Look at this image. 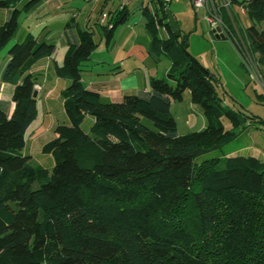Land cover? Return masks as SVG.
I'll return each instance as SVG.
<instances>
[{
    "label": "trees",
    "instance_id": "1",
    "mask_svg": "<svg viewBox=\"0 0 264 264\" xmlns=\"http://www.w3.org/2000/svg\"><path fill=\"white\" fill-rule=\"evenodd\" d=\"M43 2L0 0L8 10L0 23V51L8 55L1 78L13 84L11 111L0 101V264H264V158L204 155L255 116L222 105L218 77L187 52L186 35L169 27L170 1L151 10L118 6L88 27L74 16L65 21V50L54 72L68 81L61 91L67 120L55 123L42 147L52 167L29 161L24 133L37 115L32 92L40 81L31 68L56 46L44 28L40 38L21 29L18 17ZM230 4L245 13L247 46L264 63V0ZM136 10L145 15L148 55L157 64L163 53L169 66L148 78L147 91L113 102L86 89L81 72ZM224 20L229 24L226 14ZM225 29L243 56L239 39ZM186 91L206 126L178 134L170 105Z\"/></svg>",
    "mask_w": 264,
    "mask_h": 264
},
{
    "label": "crops",
    "instance_id": "2",
    "mask_svg": "<svg viewBox=\"0 0 264 264\" xmlns=\"http://www.w3.org/2000/svg\"><path fill=\"white\" fill-rule=\"evenodd\" d=\"M120 0H44L42 5L33 12L26 13L27 24L20 28L30 32L33 36L42 34L41 30L48 31L47 41L55 44L57 50H65L63 25L65 21L74 16L81 27L91 25V18L97 11H112L119 6ZM129 8L139 7L138 3H131ZM134 12V11H133ZM135 12H138L136 10ZM106 14V13H104ZM8 16V10L0 8V23ZM86 19L89 22L84 23ZM29 20V23H28ZM102 20V19H101ZM99 23H102L101 21ZM148 39L144 29V19L138 22L127 21L116 27L113 32L111 46L106 47L101 41L92 51L85 69L81 72V82L88 90L97 91L103 98L118 102L124 94H137L148 90V78L166 73L169 63L160 70L159 63H155L147 52ZM63 53V52H62ZM8 59L7 53L0 56V101L9 103V111L13 108L11 94L13 84L1 78L3 66ZM62 55L45 57L37 60L31 71L40 73V90L36 95V118L30 123L24 133L23 152L29 155L32 164L47 169L52 167L53 161L50 153L42 150L43 145L54 137L53 127L57 121H66L63 109L61 91L68 83L65 78L54 72V62L59 64ZM264 78V63H259ZM189 127L198 123L203 126L206 120L201 111L190 101L189 92L183 94ZM173 102H171L172 105ZM170 105V106H171ZM171 112V111H170ZM173 116V114H172ZM176 121L177 119L173 116ZM89 118L86 117V123ZM252 125H248L250 127ZM247 127V129H248ZM244 129L235 138L238 140L225 150L227 155L239 151L246 154L264 158V145L251 138V133L264 137L260 127ZM179 134V132L177 131ZM239 138V139H238Z\"/></svg>",
    "mask_w": 264,
    "mask_h": 264
},
{
    "label": "rangeland",
    "instance_id": "3",
    "mask_svg": "<svg viewBox=\"0 0 264 264\" xmlns=\"http://www.w3.org/2000/svg\"><path fill=\"white\" fill-rule=\"evenodd\" d=\"M218 1L219 0H217L216 3H218ZM216 3L215 0H212V2L207 5V8L210 9L214 7V9H216ZM167 9L174 16L181 35H186L187 52L218 77L220 86L217 88V93L221 97L222 105L233 109H240L249 115H254L255 118L252 119L254 121L250 120L252 126L248 127L247 130L255 126L260 127L264 131V78L260 72L258 60L247 46V42L244 38V30L250 22L241 7L238 4H228L227 7L218 11L222 21L221 30L219 28L218 32L212 31L207 21H205L203 9H199L195 12L189 0H171L167 4ZM107 12L108 11H100V13H95L91 18V24H93L94 21L100 22L101 19V21L105 22L107 15L103 17V14ZM129 13L128 21L138 22L141 19H145V15L140 11ZM224 14H226L229 24L225 22ZM89 20L90 19H86L84 23L89 22ZM18 22L20 25L24 26L27 24V18L24 14L18 17ZM225 27L232 29L233 33L239 39L241 49H243L244 59L231 43L230 39L224 37L223 31L226 30ZM263 27L264 21L258 24V28ZM216 34L219 35V38L216 37ZM158 35L160 37L165 36L161 30L158 31ZM221 35L223 36L222 38L220 37ZM55 51L56 55L59 54V58L61 55L63 56L64 51H60V49L57 50V48ZM5 53L6 49L4 48L0 51V56ZM159 58L160 60L158 63L159 69L161 70L166 63H169V60L163 53L159 54ZM163 75L164 73H159L158 76ZM170 111L177 119V131L179 134L201 130L206 126V124L201 126L198 123L192 128L185 124V122L188 123V121H186L188 120V116L183 101L173 102L170 106ZM257 118L261 121H255ZM222 124L225 128L231 127L230 122L226 118H222ZM251 138L258 140L264 145V137L262 135L251 133ZM237 141L236 138L231 139L222 144L219 148L211 150L204 155L208 156L210 154L216 155L221 152L223 153L230 145ZM244 153L245 151H239L236 154Z\"/></svg>",
    "mask_w": 264,
    "mask_h": 264
},
{
    "label": "built area",
    "instance_id": "4",
    "mask_svg": "<svg viewBox=\"0 0 264 264\" xmlns=\"http://www.w3.org/2000/svg\"><path fill=\"white\" fill-rule=\"evenodd\" d=\"M157 1L158 0H121L119 6L130 5L131 3L135 2L138 3V5H141L142 7H146L147 9L151 10L153 8V5ZM161 1H171V0H161ZM189 1L195 12H197L199 9H203L205 13L204 19L205 21H207L212 31L219 28L221 30L222 21L220 19L221 17L219 16L218 11L224 7H227L228 4H230L231 0H219L218 3H216L217 0H215L216 9H214V7H211L210 9L207 8V5L211 3L212 0H189ZM103 17H105V14H103ZM34 90L36 91L40 90V84H34Z\"/></svg>",
    "mask_w": 264,
    "mask_h": 264
},
{
    "label": "water",
    "instance_id": "5",
    "mask_svg": "<svg viewBox=\"0 0 264 264\" xmlns=\"http://www.w3.org/2000/svg\"><path fill=\"white\" fill-rule=\"evenodd\" d=\"M166 18H167L166 21H167V23H168V25H169L171 31L174 32V35H175V36H177V35L179 34L178 26H177V24H176V21H175V19H174V16L170 13V11H169L168 9L166 10ZM214 31L218 32L219 29H215ZM216 37L219 38V35L216 34ZM220 37L222 38L223 36L221 35ZM36 95H37V91L34 90V91L32 92V97H33V98H36Z\"/></svg>",
    "mask_w": 264,
    "mask_h": 264
}]
</instances>
